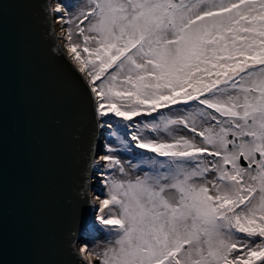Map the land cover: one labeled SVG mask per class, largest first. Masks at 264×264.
Segmentation results:
<instances>
[{
	"label": "snow or ice",
	"instance_id": "snow-or-ice-1",
	"mask_svg": "<svg viewBox=\"0 0 264 264\" xmlns=\"http://www.w3.org/2000/svg\"><path fill=\"white\" fill-rule=\"evenodd\" d=\"M36 2L85 107L70 264H264V0Z\"/></svg>",
	"mask_w": 264,
	"mask_h": 264
},
{
	"label": "water",
	"instance_id": "water-1",
	"mask_svg": "<svg viewBox=\"0 0 264 264\" xmlns=\"http://www.w3.org/2000/svg\"><path fill=\"white\" fill-rule=\"evenodd\" d=\"M40 7L0 0V264H70L85 107Z\"/></svg>",
	"mask_w": 264,
	"mask_h": 264
},
{
	"label": "rangeland",
	"instance_id": "rangeland-1",
	"mask_svg": "<svg viewBox=\"0 0 264 264\" xmlns=\"http://www.w3.org/2000/svg\"><path fill=\"white\" fill-rule=\"evenodd\" d=\"M59 27L60 26L58 24L55 25L56 32H57V35H58V39H59ZM59 41H60V39H59ZM61 45L63 47V43H61ZM137 119H143V118H137ZM148 119H151V118H148ZM100 242H101V245H103V243H104V237H103V235H101V237H100Z\"/></svg>",
	"mask_w": 264,
	"mask_h": 264
}]
</instances>
